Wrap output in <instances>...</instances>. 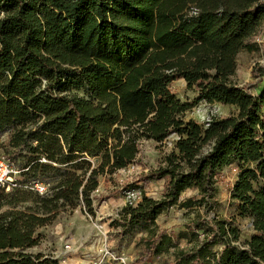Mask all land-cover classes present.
Returning <instances> with one entry per match:
<instances>
[{
    "label": "trees",
    "instance_id": "1",
    "mask_svg": "<svg viewBox=\"0 0 264 264\" xmlns=\"http://www.w3.org/2000/svg\"><path fill=\"white\" fill-rule=\"evenodd\" d=\"M263 20L264 0H0V134L20 173L0 188V264H59L29 251L39 229L62 208L93 214L98 177L133 164L141 140L171 134L158 166L129 183L140 197L112 219L117 237L141 228L143 264L168 253L165 264H264V66L249 84L263 83L258 93L235 79L237 54L257 50ZM180 78L191 100L174 93ZM202 101L234 109L185 119ZM230 165V199L250 219L245 239L234 217L214 212ZM157 179L152 198L142 186ZM173 205L193 213L177 233L156 223Z\"/></svg>",
    "mask_w": 264,
    "mask_h": 264
},
{
    "label": "rangeland",
    "instance_id": "2",
    "mask_svg": "<svg viewBox=\"0 0 264 264\" xmlns=\"http://www.w3.org/2000/svg\"><path fill=\"white\" fill-rule=\"evenodd\" d=\"M252 40L257 43V50L241 51L236 58L235 79L243 86L254 83L256 78L253 75V69L258 72L257 68L264 66V20ZM171 87L181 101L191 100L196 95L181 78L173 81ZM262 87L263 83L255 86L249 85L252 93H258ZM233 109V106L202 101L185 111L184 118L203 123L212 114L223 116ZM7 139L8 132L0 134V155L2 158L13 160L6 154V151L10 152L7 148ZM175 139L176 135L171 134L162 142L150 139L141 140L140 152L133 164L111 175L105 174L98 177V186L92 193L99 195L93 199V214L79 207L62 208L50 224L39 229L42 235L40 243L30 248L29 251L50 253L57 249L54 246H57L56 242L60 240L61 246L69 243L71 250L78 247L79 253L77 252L74 257L70 256L71 262L68 264H143L138 262L142 251V246L138 243V237L142 233L141 228L137 227L122 238H118L116 235L118 227H114L111 222L125 203H134L140 197L139 189L131 188L129 183L135 181L136 185H141L139 176L150 168L158 166L164 153L170 150ZM18 163L19 161H14L12 177L16 179L20 177ZM236 172L235 165L224 168L221 179L217 182L214 212L226 217H234L235 223L241 230V238L245 239L251 231L250 219L240 217L234 201L230 199V188ZM142 188L148 196L159 198L163 189V179L147 181ZM194 192L189 189L181 196L185 198ZM192 216L193 213L190 210L173 205L157 216L156 223L167 232L177 233L184 228L183 223ZM179 241L181 246L186 245L184 240ZM62 258L64 259L65 256L63 255ZM171 258L170 253L160 254L144 264H165ZM63 263L67 264V260Z\"/></svg>",
    "mask_w": 264,
    "mask_h": 264
},
{
    "label": "built area",
    "instance_id": "3",
    "mask_svg": "<svg viewBox=\"0 0 264 264\" xmlns=\"http://www.w3.org/2000/svg\"><path fill=\"white\" fill-rule=\"evenodd\" d=\"M13 174H14V170L12 165L7 160L2 158V156L0 155V188H4L7 191L11 187L16 186L17 184L16 178L12 177ZM30 188L36 191L38 194H43L47 191L46 184L38 181L33 182ZM63 249L65 252L59 255L56 254V256L59 257L60 259H63L62 256L65 255L66 252L71 250L70 244L64 243Z\"/></svg>",
    "mask_w": 264,
    "mask_h": 264
},
{
    "label": "crops",
    "instance_id": "4",
    "mask_svg": "<svg viewBox=\"0 0 264 264\" xmlns=\"http://www.w3.org/2000/svg\"><path fill=\"white\" fill-rule=\"evenodd\" d=\"M56 245H57V246H54V247L57 248V249H56L55 251H51V252L49 253V254H52V255L55 256V257H57L56 254L59 255V254H62L63 252H65L64 249H63V246H61V241H60V240H59L58 242H56ZM75 248H76V249H75ZM75 248H73L72 250H69L68 252H66V254L64 255V256H65L64 259H60V258L58 257V263H59V264H64L63 262L66 261V260H67V264H68L69 262H71V261L69 260L70 256H71V257H74V255L77 254V252L79 253V251H77L78 247H75ZM60 257H61V256H60Z\"/></svg>",
    "mask_w": 264,
    "mask_h": 264
}]
</instances>
